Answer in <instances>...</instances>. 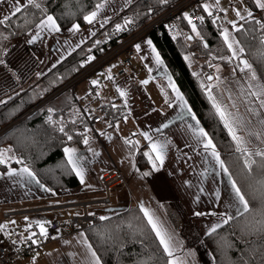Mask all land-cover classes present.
<instances>
[{
    "label": "crops",
    "instance_id": "crops-1",
    "mask_svg": "<svg viewBox=\"0 0 264 264\" xmlns=\"http://www.w3.org/2000/svg\"><path fill=\"white\" fill-rule=\"evenodd\" d=\"M136 1L106 0L103 2L104 8L99 10L98 17L92 24L86 23L84 26H80L79 31L75 32L71 31L72 25L66 28L60 27L59 32L44 30L40 42L37 41V38L33 39V37H38L36 34L39 29L36 25L20 39V43L25 45L30 57L24 62V69L21 67L19 72L14 71L23 80L19 84V91L14 92L20 93L23 89H31L40 83L45 73L56 68L74 51L86 45ZM228 1L235 11H237V6L244 3L248 8L246 11L243 8V14L256 10L264 22V9H260L255 0ZM17 2L22 8L27 5V0H0V19L12 16ZM205 3L212 5L211 11L217 16H223L225 11L229 10L225 5V0H220L219 7L215 6V0H201L198 3L201 16L208 14L203 9ZM54 36H56V40L53 42ZM148 40H150L149 35L142 36L135 42L132 65L125 64V54L122 53L124 59H119L117 56L106 63L103 68L95 70L90 75L98 80L96 85L90 82V76H88L72 92L80 107H84L86 111L89 109L94 111L93 117H98L99 105L113 101L115 106L123 108V118L127 114L129 119L127 122L122 118L111 127L107 124L103 125L102 123L106 119L102 118L99 123L90 125L99 131L98 137H91L89 143L84 146H67L77 149V154L84 157L82 161L85 170L84 183L80 182L78 187L52 193L41 183L37 184L35 180L26 176L9 177L6 174L8 169L0 172V211L2 210V214L36 209L11 217L34 215L49 211L39 209L53 204L67 206L50 209L58 212V217L54 219H59L63 223L55 239L52 242L44 243L40 253L15 264H84L86 249L80 241L84 237L87 238L86 232L71 229L67 220L70 216L83 214L84 208L73 204L100 200L105 197L102 177L113 169H117L122 174L124 182L112 189L110 205L90 204L86 206L89 214L93 213L98 219L101 217L100 213L112 217L120 212L113 214L111 210L117 211L119 207H123V211L133 207L140 208L142 203L163 223L173 236V241L182 239L184 242L180 247H174L176 257L185 261L186 264H213L212 256L204 245L202 237L209 232L212 226L220 222L222 214H234L235 209L229 207L233 199L231 185L227 176L216 165L212 157L191 135L187 125L196 126V121L192 120L191 116L186 117L187 122L176 119L181 109L175 93L168 86V77L170 76L172 81L173 78L161 56L163 64L157 66L155 54L152 52V47L148 45ZM137 44L140 45V51H137L135 47ZM152 46H154L153 43ZM53 48L58 59L54 58L58 62L51 60L50 52L53 53ZM44 49L49 50L46 53L47 56H45L46 50ZM9 52L10 49L7 54ZM0 61H2V56ZM1 65L2 63H0V67ZM150 69L151 71H149ZM109 76L112 78L108 79ZM144 80H147L148 83L143 84ZM153 81L164 85L162 92H151V82ZM118 88L125 91L127 95L120 96ZM9 91L11 92L10 89ZM10 92H5L4 98H7ZM113 93V96H117L116 99L110 98ZM5 101L6 99L1 103L3 104ZM169 104L173 106L169 107ZM187 106L191 108L188 102ZM127 108L129 111L125 114ZM192 113L194 112L192 111ZM196 119L198 120L197 117ZM251 119L255 121H251L248 127L254 131L260 129L264 133V127H255L259 125V118ZM169 121L175 122L170 123L168 128H162V125ZM199 126L203 127L200 121ZM156 129H161V131L157 132ZM130 132L136 133L137 141L140 137L139 145H146L147 151L150 150L148 147L150 142L145 140L141 135L142 132H148L153 137V141H170L165 152L164 164L159 171H142L137 167L136 159L125 143ZM246 139L250 141L249 148L262 144L254 136H246ZM94 153H99V155H94ZM21 168L23 166L12 169L19 172ZM144 172H149L150 175L144 176ZM36 180L38 179L36 178ZM89 208L92 209V212L89 211ZM173 209L175 214H172ZM69 210L75 212L68 214ZM175 216L177 217L176 221L181 220L183 223H187L188 218L191 219V222L183 229V233L172 218ZM49 223V221L46 222V229ZM34 228L37 227L34 222H31L15 234L4 235L6 237L3 239L12 236L21 240L27 239L29 236L33 237L32 233L35 232L30 230ZM80 233H83L84 237H81ZM37 234L41 235L40 231H37ZM3 239L2 241H4ZM65 241L69 243H65ZM87 241L90 243L88 238ZM45 249L46 253L43 254Z\"/></svg>",
    "mask_w": 264,
    "mask_h": 264
},
{
    "label": "trees",
    "instance_id": "trees-1",
    "mask_svg": "<svg viewBox=\"0 0 264 264\" xmlns=\"http://www.w3.org/2000/svg\"><path fill=\"white\" fill-rule=\"evenodd\" d=\"M104 1L106 0H37L41 4L40 9L26 5L20 13L10 16L7 21L0 24L3 28L0 41H10L25 35L47 15H53L61 28L73 24L84 26L87 22L84 21L83 16L95 10L96 4ZM177 1L168 0L167 3H161V0H137L130 8L112 20L101 33L74 51L56 68L47 72L40 83L31 89H23L17 94L13 92V95L8 96L5 103L0 104V129L11 124L18 116L52 92L68 84L92 61L100 58L108 47L105 38L108 37L113 45L117 44L128 34V24L125 25V20H131L135 24L134 28H139L148 23L154 14H160ZM151 10H154V14L150 13ZM199 15L201 17L200 12ZM203 17V22L197 26L203 39L192 32L191 25L185 18L183 25L187 33L186 38L173 36L166 25L152 30L149 37L164 60L177 88L184 95L201 125L212 137L233 179L237 181L253 208H256L253 196L260 195L257 191L260 187L257 181L262 177L255 168L251 176L243 168L242 160L238 159L239 154L234 151L231 139L223 128V124L214 115L211 102L207 97L206 86L209 85L207 79L209 75L200 69L203 67L213 70L210 64L220 65L223 68L235 67L237 61L229 64L219 59L221 56L231 55L220 35L222 31L220 22L216 19V23H213L214 14L212 16L204 14ZM257 20L264 23L256 11L252 12V17L239 20V24L243 25V31L235 32V37L245 47L243 58L253 64L260 80L264 82V60H260L257 56V50L261 47L259 37L264 36V30L256 23ZM117 25H121L122 29L117 31ZM189 34L192 35L191 40L187 39ZM205 43L208 45L207 48L204 47ZM0 50L2 51L1 45ZM189 52H194L196 55L192 57ZM87 57H94V59L86 61ZM237 74L239 77L243 76L239 71ZM72 89V86L68 87L36 112L0 135V150L11 148V151L6 153V158L11 157V159H7L6 164H0V172L9 168L27 166L35 173L40 183L52 193L80 185L75 173L65 167L66 157L63 149L71 145L84 146L83 140L85 136L88 137L91 126L85 116L86 110L77 104ZM214 90L213 93L227 103L229 92H224L221 97L220 91L217 88ZM49 108L54 112L50 114ZM98 110L100 119H107L111 125L119 122L124 116L122 107L115 106L113 101L99 105ZM49 115H52L54 123H48ZM61 126L64 127V133L59 131ZM65 133L72 135L73 139L69 141ZM128 140L135 142L133 137ZM127 146L133 153L140 170H154L148 157L144 155L147 151L146 145L127 144ZM257 147L264 148V143L252 149L255 150ZM17 159L23 163H16ZM251 218V215H248L247 219L238 217L217 229L215 233L211 235L207 233L202 237L204 245L212 256L213 264H245V262L260 264V257L264 255V247H262L264 236L242 233L244 224ZM98 220V223L84 231L90 244L101 257L102 264H137L138 261L148 257H152L150 264H165L169 259L159 247L139 207L120 212L109 220ZM98 231L110 235L111 239L101 243L100 236L97 235ZM229 245L232 246L229 247Z\"/></svg>",
    "mask_w": 264,
    "mask_h": 264
},
{
    "label": "snow or ice",
    "instance_id": "snow-or-ice-1",
    "mask_svg": "<svg viewBox=\"0 0 264 264\" xmlns=\"http://www.w3.org/2000/svg\"><path fill=\"white\" fill-rule=\"evenodd\" d=\"M130 2V0H129ZM168 0H161V3H167ZM256 5L260 9H264V0H255ZM220 0H215V6L219 7ZM27 6H32L37 9L41 8V4L37 2V0H27ZM103 3H98L95 5V9L88 13L87 15L83 16L84 21H86L89 24H92L94 21H96L98 17V13L100 9L104 8ZM212 5L205 3L203 5V9L205 12L208 13L209 16L213 15V12L211 11ZM221 11H224L223 9H220ZM22 11V6L17 2V5L14 6V11L12 12V15H16L17 13H20ZM71 14V13H69ZM248 17H252V12L248 11L247 13ZM236 16L239 17L241 20L245 19L244 16L241 15L240 11H236ZM184 18L188 21V23L191 25L192 32L196 34L197 37H200L203 39V37L200 36V32L197 30V25L192 22V18L188 16L187 13L184 14ZM9 19L8 16L3 17L0 19V24H3L5 21ZM198 19L201 21V23L204 20V17H198ZM216 19H219V17H216L213 19V23H216ZM107 22L106 20L104 21ZM131 20H125V25L131 23ZM229 24L232 26V30L234 32H241L243 31V25L237 26V23L235 21H229ZM257 24L260 25V28L264 30V23L257 20ZM101 27H103V24H101ZM37 28L40 31L47 30L49 32H59L60 26L57 24L56 19L52 15H47L45 19H42L39 24H37ZM80 25L79 24H73L71 31H79ZM122 29L121 25L116 26V30L119 31ZM255 31V30H253ZM39 36V32L36 34ZM220 35L223 39V43L226 46L227 50L230 52L231 55L229 56H221L219 57L220 60L225 61L226 63L231 64L233 61H237L235 67L232 68V73L235 75L237 71H239L241 74H243L244 77V83L247 85V88L245 89L243 85H241V91H240V99L242 103L245 105V113L248 114V118H246L245 113L240 112V108L238 107L235 100H232V96L229 92L228 100L229 103H224L221 99L217 97L212 91L213 88H217L220 91L221 97L224 95V90L220 89V84L223 82L221 77L219 75L213 77L212 75H209L207 79L209 81L215 79L217 81L216 84H209L206 86V92L207 97L209 101L211 102L212 108L214 110V115L218 118L219 122L223 124V128L227 131L228 136L231 139L232 145L234 146V151L239 154L238 159L242 160L243 162V168L247 171L248 175L251 176L253 173L254 168L259 172L261 175V179L257 181V184L260 186L257 191L260 193L259 197L253 196V200L256 202V208H253L252 204L250 203L249 199L246 198L245 193L241 190V187L238 185L237 181L233 179L232 173L229 171L228 167L225 165L224 160L221 159L220 153L217 150L216 144L213 142L212 137L204 130L203 127L199 126V121L196 119V116L194 113H192L191 108L187 106V101L184 99V96L180 92L179 88H177L174 81H172L171 77H168V86L172 89V91L175 93V97L177 101H179V107L181 111L177 114L176 119L186 121V117L191 116L192 120L196 121V126H193L192 124H188L187 127L191 131V135L194 137L195 141L202 145L205 152L208 153L209 156L212 157V159L215 161L216 165L219 166L220 170L227 176L228 181L231 185L232 193H233V199L229 205L230 208L235 209L234 214H222L220 217V222L215 224L211 227L208 234L211 235L212 233H215L217 229L221 228L223 225L229 224L230 221L237 219L238 217H245L247 219L248 215H251V220L248 221V223L244 224L242 228L243 234H252L256 235L259 234L261 236H264V148H255L253 150L252 148H249L248 145L250 141L246 139L247 137L254 136L257 140L261 141V143H264V138H262V132L261 131H254L251 128L248 127L249 124H251V118L250 117H257L258 123L264 127V82L260 80V77L257 75L256 69L253 67V64L249 62L248 59L243 58L245 54V47L242 46L241 41L237 39L232 32L229 31V28L225 27L220 32ZM245 35H247V32H245ZM36 37H33L35 39ZM187 39L191 40L192 37L188 36ZM255 39V37H253ZM260 45L261 47L257 50V56L260 60H264V36L259 37ZM99 43V41H97ZM148 45L152 47V52L155 54V60L157 66H160L163 64V61L160 58V54L156 51V48L152 46V41H147ZM137 51H140V45L137 44L136 46ZM204 47L207 48V43L204 44ZM216 57H214L215 59ZM89 60L94 59V57H89ZM185 59H188V57H185ZM3 61H0L2 63ZM210 67H215L216 71L219 72L220 68L218 65H209ZM109 71H111L109 69ZM151 71V69L149 70ZM193 75H196V73H193ZM112 77L109 76L108 79H111ZM255 81L256 83L253 84L252 82ZM98 81L93 80L92 84H97ZM143 84H147L148 81L144 80L142 81ZM202 87H205L202 85ZM120 96L124 97L127 95V93L121 89H117ZM167 102V100H166ZM258 105V106H257ZM172 104H169V107H172ZM235 110V111H233ZM49 113H53L54 110L49 108ZM75 123V121H72ZM175 121H169V123H165L162 125V128H168L170 123H174ZM48 123H54L52 119V115H49L48 117ZM111 126V125H109ZM59 131L64 133V127L61 126L59 128ZM88 131V129H86ZM157 132L161 131V129H156ZM67 139L71 141L73 139L72 135H68ZM141 135L145 138V140H148L149 143V151L144 152V155L148 157L149 162L152 164V168L155 171H159L160 167L164 164L165 159V152L168 148V145L170 141H153V137L149 135L148 132H142ZM83 143L87 145L89 143V139L87 136H85ZM126 144L132 145V144H138L139 141H131V140H125ZM11 148L6 150H0V164H6L7 159H11V157L6 158V153L10 152ZM66 157V165L65 167L69 168L72 172L75 173L77 177H79L80 182L84 183L85 178V170L82 165V161L84 160L83 156H80L77 154V149L72 147H65L63 149ZM89 151H92V149H89ZM94 155H99V153H94ZM259 158V159H257ZM16 163H23V161L17 159ZM9 177L14 176H26L27 178H30L31 180H35L37 184H39V180H36L35 173L31 171L30 168L27 166H24L19 170V172L16 169L9 168L8 172L6 173ZM144 176L150 175L149 172H144ZM47 190V189H46ZM140 211L143 213L144 217L147 220V225L150 227L151 233L154 234L155 239L158 241V245L160 248H162L163 253L166 254V256L169 258L166 260L165 264H186L185 261L181 260L179 257L175 256V248H174V242H173V236L169 233V231L165 228L162 222L159 221L158 218H156L147 208L143 206L141 203L140 205ZM89 215H94L93 213H90ZM101 221L109 220L110 217L108 216H101L99 217ZM39 229L40 234L43 236H47V229L45 228V225L43 223H39ZM3 227V226H0ZM31 227V225H29ZM129 227H131L129 225ZM142 234V232H141ZM32 235H36V233H32ZM81 237H84L83 233L79 234ZM97 235L100 236L101 243L107 242V240L111 239L110 235H107L103 232H97ZM27 239H31V236H29ZM85 249H86V256L84 260V264H101V257L97 254V251L93 248V246L88 243L87 238L84 237L82 241H80ZM33 244H36L37 241L32 240ZM65 243H69L68 241H65ZM232 245H229L231 247ZM262 247H264V244H262ZM152 260V257H148L146 259L140 260L137 262V264H150ZM247 264V262H245ZM260 264H264V255H261L260 257Z\"/></svg>",
    "mask_w": 264,
    "mask_h": 264
},
{
    "label": "built area",
    "instance_id": "built-area-1",
    "mask_svg": "<svg viewBox=\"0 0 264 264\" xmlns=\"http://www.w3.org/2000/svg\"><path fill=\"white\" fill-rule=\"evenodd\" d=\"M200 1L201 0H178L172 7L161 12L159 16L154 15L153 18L148 23L140 26L139 28H134L135 24L132 22L129 23L128 24L129 31H127L128 34H126L115 45L112 44L111 40L108 37L105 38V42L108 45L107 50L104 52V54L100 58H98L95 61H92V63L85 70L79 73L76 76V78L82 80L88 77L91 72L101 68L103 65H105L106 63H108L109 61H111L113 58L117 57L121 53L126 54L125 64L130 65L132 59L134 58V53H135L134 50L130 48L133 40L137 37L138 34H146L147 32L154 30L155 27L162 22H165V24L169 28L170 33H172L173 36H179V35L184 36L182 33H179V32L181 31V27H183V19H184L185 13H187L188 16L192 18V22L196 24L197 26L201 22L198 19L199 17L198 16V3ZM57 94H58L57 92H53L49 94L47 98L45 99V102H48L49 100L55 98ZM45 102L42 101L39 104H37L31 110L26 112L22 116V118H25L28 115L35 112L36 110H38L40 107H42L45 104ZM85 116L86 118L91 119L89 123L90 125L99 123L101 121L99 116L93 117L94 111L92 109L85 111ZM18 121L19 119L15 120L13 124L17 123ZM9 127H11V125ZM9 127L2 128L0 130V135H2ZM102 182L104 184L105 193H106L104 198L100 200L73 204L74 206L83 207L84 211H83V214L81 215H73L68 218L67 224H69L71 229L86 230L92 225L98 223L99 222L98 217L95 215H89V213L86 210V206L90 204L110 205L112 189L116 185L122 184L124 182V179H123L122 174L117 169H113V170L106 172L103 175ZM65 207L67 206L53 204V205H50L48 207H45L39 210H50L52 208L54 209V208H65ZM34 210L5 212L3 215L4 217L9 218L12 215H20L28 211H34ZM62 226H63V223L61 222V220L54 219L50 221L47 227V233H48L47 236L37 234L31 237V239H23V240L18 239L14 236L8 237L7 239H5L4 241L0 243V264H15L16 262L22 261L27 257L40 253L43 244L46 242H52L55 239L57 232L61 229ZM32 240L37 241V243L33 244Z\"/></svg>",
    "mask_w": 264,
    "mask_h": 264
},
{
    "label": "rangeland",
    "instance_id": "rangeland-1",
    "mask_svg": "<svg viewBox=\"0 0 264 264\" xmlns=\"http://www.w3.org/2000/svg\"><path fill=\"white\" fill-rule=\"evenodd\" d=\"M230 4L231 3L228 0H225V5L227 8H229V10L225 11L223 16H219V15L217 16L216 14H214V16H215V18L219 17L218 21L220 22V27L222 29L225 27L229 28V31L232 32V34L235 36V32L232 30V26L228 22L229 21H235L237 23V26H240L238 21L241 19L236 16V11L233 8H231ZM236 5H237V3H236ZM243 8L246 11L248 7L243 3V5L237 6V11H240L241 15L246 18V17H248V15L246 12H244L245 14H243V11H242ZM253 11H256V10H253ZM253 11L251 10V12H253ZM257 15L259 16V18H261L260 14L258 12H257ZM2 30H3V28L0 27V33L2 32ZM39 33H40V35L38 37H36L38 42H40L42 40L41 34L43 33V31L39 30ZM23 36L16 37L14 39H10V41H5V40L0 41V45L2 46V51L0 50V58L2 56V61H3L2 65L0 67V103H1V101L3 102L6 99V98H4L5 92H10L9 91V89H10L11 92L8 94V96L13 95L11 93L14 91L18 92L19 91V84H21L23 82V80L20 79V76L14 73V71L19 72V68H21V67L24 69V62L27 61L30 57V53L25 48V45L20 43V39ZM0 37H1V35H0ZM55 40H56V36H54L53 42ZM9 49H10V52L7 54V51ZM44 50H46L45 56H47L46 53L49 50L48 49H44ZM189 54L192 57H194L196 55V54L194 55V52H192V53L189 52ZM50 57H51L52 61L58 62V60H56V59H58V57L56 56V52H55L54 48H53V53L50 52ZM118 57H119V59H121V58L124 59V55L122 53L119 54ZM218 66L220 68L219 72L216 71L215 67H213V70L211 68L206 69L203 67H200V69H203L204 73L206 71V73L208 75H213V77L219 75L223 81L220 84V89H223L224 92H230V94L232 96V100L236 101L238 107L240 108V112L245 113V105L242 103V101L240 99V93H239L241 91V85H243V87L245 89L247 88V85L244 83V77L242 75H241V77H239L237 72L234 75L232 73L233 66H230L228 68H223L220 65H218ZM101 68H103V67H101ZM92 73H90V75ZM83 80H85V78ZM83 80L78 82L77 85L80 84ZM89 80L91 83L93 80L98 81L97 79H95V77H91V76H90ZM173 81H174V79H173ZM216 83H217V81L215 79H213V80L209 81L208 84H216ZM252 83L255 84L256 82L253 81ZM76 86L73 88V91L75 90ZM163 87H164V85L162 83L160 84L159 82H156V81L151 82V89H152L151 92H162ZM214 89L215 88L212 89L213 92H215ZM98 93H100V92H98ZM101 93H104V92H101ZM113 95H114V93L112 94V96H110V98L113 97L112 99H116L117 96H113ZM100 97H101V95H100ZM226 102L229 103V100H227ZM122 110H123V108H122ZM128 111H129V108L126 109L125 114ZM233 111H235V110H233ZM245 115H246V118H248V114L245 113ZM262 115H264V114H262ZM250 118H256V117H250ZM123 119L128 122L129 119L127 118V114H126L125 118H123ZM106 120H104L102 124L103 125L107 124V126L111 125L109 123V121L108 120L106 121ZM251 121H255V120L251 119ZM112 126L113 125H111V127ZM260 126L261 125L259 124L255 127H260ZM257 131H261L262 135H264L262 130L259 129ZM98 136H99V131L96 130L95 127L94 128L90 127L88 139L90 140L91 137H98ZM130 137H133V140L137 141V135L135 132H130L128 134V138H130ZM139 141H140V137H139ZM260 145H262V144H260ZM120 186H118V187H120ZM171 207H173V206L171 205ZM122 208L123 207L117 208L118 212L114 211V210H111V211L113 212V214L119 213V212L123 211ZM89 211L92 212V209L89 208ZM73 212H75V211L69 210V212H67V213L71 214ZM204 213H206V212H204ZM172 214H175L174 209L172 211ZM100 215L106 216V214H101V213H100ZM210 215L212 216V214H210ZM56 217H58V212H56L55 210H49V211L41 212V213L34 214V215L29 214V215H24V216H13L11 218H4L3 214H2V210H1L0 211V226H3V227H0V241H2V239L8 235L15 234L17 231L22 230L24 227H26L31 222H34L37 228L31 229L30 231L37 233V231H40L39 226H38L39 223H43L46 226L47 221L50 222L52 219H54ZM172 218L174 219V222L177 224V226L182 229V233H183V229L185 228V226L191 222V219H189V218L187 219V221H188L187 223H183L181 220L176 221V219H177L176 216L172 217ZM82 231H84V230H81V232ZM4 235H6V236H4ZM173 242H174L175 248H178L182 244H184L182 239H177V240H174ZM44 253H46V249L44 250L43 254Z\"/></svg>",
    "mask_w": 264,
    "mask_h": 264
},
{
    "label": "bare ground",
    "instance_id": "bare-ground-1",
    "mask_svg": "<svg viewBox=\"0 0 264 264\" xmlns=\"http://www.w3.org/2000/svg\"><path fill=\"white\" fill-rule=\"evenodd\" d=\"M150 13H151V14H154V10H151ZM154 15H155V16H159L160 14H154ZM154 15H153V16H154ZM153 16H152V18H153ZM198 16L200 17V15H199V10H198ZM152 18H151V19H152ZM151 19H150V20H151ZM150 20H149V21H150ZM149 21H148V22H149ZM161 25H166V24H165V22H162V23L158 24V25L155 27V29L158 28V27L161 26ZM166 26H167V25H166ZM167 27H168V26H167ZM150 32H151V31H150ZM150 32H147L146 34H138L137 37L133 40V42H132L130 48L134 50V44H135V42H136L140 37H142V36H148ZM179 33H182L184 36L179 35V36H176V37L186 38L187 33L185 32L184 25H183V27H181V31H180ZM179 33H177V34H179ZM188 36H192V35L189 34ZM124 54H125V53H124ZM134 54H135V53H134ZM87 58H88V57H87ZM87 58H86V61H88ZM115 58H116V57H115ZM113 59H114V58H113ZM125 60H126V54H125ZM132 60H133V59H132ZM105 65H106V64H105ZM130 65H132V61H131V64H130ZM130 65H128V66H130ZM102 67H104V65H103ZM90 71H92V70H90ZM94 71H95V70H94ZM94 71H93V72H94ZM81 72H82V71H81ZM81 72H80V73H81ZM91 73H92V72H91ZM78 74H79V73H78ZM78 74H77V75H78ZM77 75H76V76H77ZM76 76L70 81L71 83L69 82V83L66 84L65 86H63V87H61L60 89L54 91V92H57V93H58L56 96H58L60 93H62V92H63L65 89H67L68 87H71V86H72V87L74 88V87L77 85V83L81 81V79H77ZM82 80H83V79H82ZM72 90H73V89H72ZM52 93H53V92H52ZM46 98H47V97H46ZM46 98H44V99L41 100L40 102H42V101L45 102V99H46ZM51 100H52V99H51ZM51 100H49V101H51ZM49 101H48V102H49ZM40 102H38L37 104H39ZM48 102H45V104L48 103ZM37 104L33 105V106L30 107L28 110H26L23 114H21L20 116H18V117L15 119V120L19 119V121H18L17 123H19L20 121H22L23 119H25L26 117H25V118H22V116H23L26 112H28L29 110H31L33 107H35ZM45 104H44V105H45ZM44 105H43V106H44ZM43 106H42V107H43ZM40 108H41V107H40ZM40 108H39V109H40ZM36 111H37V110H36ZM36 111H35V112H36ZM33 113H34V112H33ZM33 113H32V114H33ZM30 115H31V114H30ZM30 115H28V116H30ZM28 116H27V117H28ZM87 119L89 120V122L91 121V119H89V118H87ZM15 120H14V121H15ZM14 121H13V122H14ZM13 122H12L11 124H9L8 126H6L5 128L9 127L10 125H11V127H13V126H15V125L17 124V123L13 124ZM12 124H13V125H12ZM11 127H9L8 129H10ZM8 129H7V130H8ZM7 130H6V131H7ZM6 131H5V132H6Z\"/></svg>",
    "mask_w": 264,
    "mask_h": 264
}]
</instances>
